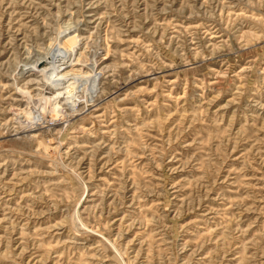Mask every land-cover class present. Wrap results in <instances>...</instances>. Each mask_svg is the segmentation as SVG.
<instances>
[{
    "label": "rangeland",
    "instance_id": "rangeland-1",
    "mask_svg": "<svg viewBox=\"0 0 264 264\" xmlns=\"http://www.w3.org/2000/svg\"><path fill=\"white\" fill-rule=\"evenodd\" d=\"M0 264H264V0H0Z\"/></svg>",
    "mask_w": 264,
    "mask_h": 264
},
{
    "label": "bare ground",
    "instance_id": "bare-ground-1",
    "mask_svg": "<svg viewBox=\"0 0 264 264\" xmlns=\"http://www.w3.org/2000/svg\"><path fill=\"white\" fill-rule=\"evenodd\" d=\"M57 54V56H55ZM55 55H51V56H49V57H45L44 58V61H43V63L46 65V64H49V66H48V68L46 67V70L47 71H49V72H51V77H50V79L53 81V82H56V81H60L61 80V78L62 77H60L58 74H59V72H61V71H64L65 69H66V67H64V68H62L61 70H58L59 68V66L58 67H55L56 66V64L58 63V62H60L61 64L62 63H68V61H69V59L70 58H67L66 56H63L62 54H60L59 52H56L55 53ZM55 58V59H54ZM59 58V59H58ZM56 61H58V62H56ZM55 65V66H54ZM69 66H74V64H70ZM60 67H62V66H60ZM66 79V78H65ZM68 79V78H67ZM51 81V82H52ZM50 82V81H49ZM90 84H92V85H94L95 84V80H93L92 82H90ZM90 87V86H89ZM92 87V86H91ZM73 94V93H72ZM54 100V99H53ZM72 100V99H71ZM72 101H74V100H72ZM74 103V102H73Z\"/></svg>",
    "mask_w": 264,
    "mask_h": 264
}]
</instances>
